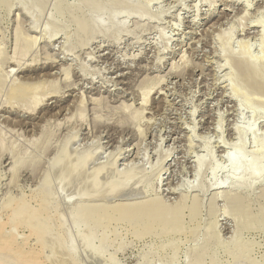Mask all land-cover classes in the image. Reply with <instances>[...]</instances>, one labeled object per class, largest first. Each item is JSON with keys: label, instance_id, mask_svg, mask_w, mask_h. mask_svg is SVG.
I'll return each mask as SVG.
<instances>
[{"label": "rangeland", "instance_id": "rangeland-1", "mask_svg": "<svg viewBox=\"0 0 264 264\" xmlns=\"http://www.w3.org/2000/svg\"><path fill=\"white\" fill-rule=\"evenodd\" d=\"M256 70L263 82L264 0H0L5 233L48 264H264V221L232 210L264 202ZM23 84L40 85L37 103L14 95ZM154 196L184 199L171 234L77 212ZM0 264L20 262L0 251Z\"/></svg>", "mask_w": 264, "mask_h": 264}, {"label": "bare ground", "instance_id": "bare-ground-1", "mask_svg": "<svg viewBox=\"0 0 264 264\" xmlns=\"http://www.w3.org/2000/svg\"><path fill=\"white\" fill-rule=\"evenodd\" d=\"M53 15V13L51 14ZM79 22V20H78ZM82 22V21H81ZM78 23V25L81 24L80 27H83L82 23ZM33 27L34 26V23L32 24ZM79 27V26H78ZM32 28V27H31ZM261 28V27H260ZM17 33V32H16ZM45 33V34H44ZM44 35L47 34V32L44 30ZM51 37V36H50ZM18 39H19V35L17 33L16 35V41L18 42ZM30 42H33V40H31ZM31 46V45H30ZM29 46V47H30ZM27 49L28 47H26L23 52L22 50H20L22 52L23 55H25V53L27 52ZM19 53V52H17ZM20 56V55H19ZM15 58V57H14ZM16 59V58H15ZM244 60V59H243ZM246 60V59H245ZM233 62V61H232ZM249 63V62H248ZM237 64L239 65L238 67H242L243 64H247V61L245 63H243L242 61H240V59L237 61ZM249 65V64H248ZM247 66V65H246ZM252 66V65H251ZM250 67V65H249ZM236 68V67H235ZM244 68V67H243ZM247 68L246 70H249L248 67H245ZM252 68V67H251ZM254 68V67H253ZM252 68V69H253ZM239 69V68H238ZM251 69V70H252ZM241 70V69H240ZM245 70V71H246ZM255 70V69H254ZM250 71V70H249ZM254 72V73H253ZM255 72L256 71H252V73L255 75ZM243 73V72H242ZM245 73V72H244ZM248 75L250 74L249 72H246ZM251 73V74H252ZM258 73V72H257ZM250 74V75H251ZM244 75V74H243ZM247 77H252L253 75H249ZM258 75V74H256ZM255 75V78H253V81L252 79L251 82L254 83L255 86L258 87V84L262 87V85L264 84V79H263V82H262V78L261 77H257ZM261 75V74H260ZM246 76V75H245ZM244 76V77H245ZM246 78V77H245ZM249 79V78H248ZM255 79V80H254ZM248 80V81H250ZM263 83L262 85L260 84ZM51 85L50 87H52L53 85L52 84H49ZM254 85H252L254 87ZM40 85H33V86H29V85H26V84H23V85H16L14 88H13V93L14 95L18 96L19 98H25L29 101L30 99L34 102L32 103H37L36 101V94L35 92H37V89H39ZM252 87V88H253ZM41 88V87H40ZM43 89V87H42ZM256 89V88H255ZM258 89V88H257ZM256 89V91H258ZM44 91V90H43ZM50 91V90H49ZM53 91V90H52ZM55 91V90H54ZM53 91V92H54ZM264 91V90H263ZM48 93V92H46ZM52 93V92H51ZM149 93V91H145L144 92V95H143V100L146 101V96L147 94ZM28 95V97H27ZM38 100V99H37ZM26 100H24L23 102H25ZM86 155H84V158H85ZM82 158V157H81ZM83 158V159H84ZM70 159V158H69ZM67 160V159H66ZM82 160V159H81ZM72 161V160H71ZM229 161L231 164H235L236 163V157L235 156H231L229 157ZM56 162V161H55ZM63 162V166H62V171L61 173H58L61 174L60 175V179L63 177V174H64V169H65V165L66 163ZM70 162V161H69ZM69 164V163H68ZM84 164V163H83ZM68 166V165H67ZM76 167V166H75ZM77 168V167H76ZM68 169V168H66ZM75 170V169H74ZM67 171V170H66ZM77 171V170H76ZM257 174V171H252L251 172V175L252 177H255V175ZM94 183V184H93ZM97 183L93 182L92 181V185H90V188H92V191L94 192L95 189H97ZM89 188V189H90ZM108 188V187H107ZM122 188V185L120 184H114V185H111L109 186L108 190H105L104 193H102L103 195H108L109 196V193H117L119 190H121ZM94 189V190H93ZM103 189V188H102ZM88 192H91V191H83L79 194V198L82 199L83 201H85V199H88V197L92 194L88 193ZM89 194V195H88ZM264 194V193H263ZM236 199L234 200L237 201L236 203H234L233 205V208L232 210H235V212L237 213V215L239 217H246L245 219L248 221V223H251V222H254L255 221L257 223L258 220H262V222L264 221V202H263V205L261 206V208L259 209V211L255 214H252L250 212V210L248 209L247 206H245V204H241V200H240V196H239V199L238 197H232V199ZM105 200V199H104ZM263 201H264V195H263ZM233 202V201H232ZM242 202H243V199H242ZM194 204V203H193ZM249 205V204H248ZM186 204L184 203V199H180V201L174 205H167L160 197L158 196H154V197H145V199H142L140 201L138 200H135V201H130V202H126V203H121L119 205H116L115 206H108L106 203H102V204H93V205H85L84 203L80 205L79 209L77 210L79 216H81V218H87V221L90 222V224L94 225L95 223H98L100 221V219L103 220V216H106L108 215L111 210H115L114 212H118V217L117 219H120L121 217H125L126 220H129V222L133 225V226H136L137 229L138 227L144 229L143 232L144 233H152V232H155L156 234L158 233L156 230H159V232H171V229L172 231L174 229L178 230V227H180L181 225V217L183 216L182 213H183V209L185 208ZM193 206V205H191ZM188 207L190 210H189V213H190V216L189 217H194V210L192 208H194V206L191 208ZM196 206V205H195ZM187 207V206H186ZM258 207V206H257ZM196 208V207H195ZM194 208V209H195ZM20 209V208H19ZM23 209V208H22ZM110 211V212H109ZM197 211V210H195ZM113 212V213H114ZM196 213V212H195ZM115 214V213H114ZM110 215V214H109ZM197 215V214H196ZM235 215V214H234ZM120 216V217H119ZM108 217V216H107ZM260 217V218H258ZM76 218H79L77 217L76 215L74 216V221ZM237 218V217H235ZM113 219V218H112ZM110 219V220H112ZM241 219V218H240ZM244 219V218H243ZM104 220H107V219H104ZM114 220V219H113ZM109 221V220H108ZM123 221V220H122ZM243 221V220H242ZM127 222V223H129ZM3 223V222H2ZM0 223V251H8V252H12L15 254V256L17 257L18 261L20 262V264H48L46 261H44V259L41 258L40 254L38 252H36L35 250H32V249H26V250H21V249H18V245H15V240L12 236H9L5 233V230H4V224ZM75 223H77L75 221ZM247 223V224H248ZM85 224V222H84ZM256 224V223H255ZM79 225V224H78ZM89 224L85 225V226H88ZM88 226L89 227V230L91 227L93 226ZM139 225V226H138ZM40 226V225H39ZM88 227L87 228V231H88ZM135 228V227H134ZM161 230V231H160ZM170 230V231H169ZM174 230V231H176ZM180 230V229H179ZM11 231V230H10ZM84 231V230H83ZM137 232V231H136ZM179 232V231H177ZM188 232H190V230H188ZM86 233V231H85ZM90 233V231H89ZM139 233V232H137ZM141 233V232H140ZM153 233V235L155 234ZM159 234V233H158ZM171 234V233H170ZM139 235V234H137ZM157 236H160V235H157ZM87 238V237H86ZM89 239V238H88ZM26 242V241H25ZM21 248V246H19ZM210 252H213L210 250ZM212 255V254H211ZM201 261V257L198 259V262L199 263ZM143 264V263H142Z\"/></svg>", "mask_w": 264, "mask_h": 264}]
</instances>
